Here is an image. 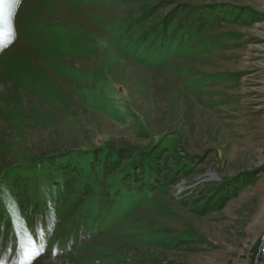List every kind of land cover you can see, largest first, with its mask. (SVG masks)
Returning <instances> with one entry per match:
<instances>
[{"label": "rangeland", "instance_id": "1", "mask_svg": "<svg viewBox=\"0 0 264 264\" xmlns=\"http://www.w3.org/2000/svg\"><path fill=\"white\" fill-rule=\"evenodd\" d=\"M11 24V36L0 27V264L256 261L264 0H18ZM17 165L39 183L37 206L15 207L6 190ZM59 166L130 198L51 237L63 210L50 214L44 183Z\"/></svg>", "mask_w": 264, "mask_h": 264}, {"label": "trees", "instance_id": "2", "mask_svg": "<svg viewBox=\"0 0 264 264\" xmlns=\"http://www.w3.org/2000/svg\"><path fill=\"white\" fill-rule=\"evenodd\" d=\"M76 154L77 152L71 151L70 153H68L67 156H74ZM61 164L62 167L64 166L65 163H61ZM61 167L59 166L58 168L59 174L57 177L48 176L46 177L44 183L47 186V187L45 186L46 189L44 193H46L49 204L57 205V209L56 207H54L55 210L53 209L52 211L48 210L50 214L51 215H54V213L58 214L60 213V211L63 210L62 213L60 214V219H58V222L53 225V228L50 233L51 237L56 235L55 231L58 230V228H62V227L64 229L72 228L73 227L72 225H74V222H76L75 220H77V218L80 217L78 216L79 212H82L84 215L87 216H90L91 212L95 215L97 214L100 215L101 213L104 212L108 214L115 208V206L119 204L117 203L118 199L130 198L129 195H125V196L114 195L116 194L117 191L115 193H111L109 184L108 185L103 184V182L106 179L103 178V175L100 177L102 179H98L94 181L95 186H91L89 185V182H87L88 180L87 177H85L87 175H84V173L81 172L82 175L80 174V172L72 173L66 168L61 169ZM139 169H140L139 172H141L142 174L144 173L143 186L144 189H147L146 185H149L152 182L153 178L151 179L152 176L149 170L144 171L143 167H139ZM15 172L17 173V176L14 177L9 182V187L6 188V190L8 189L9 193L13 197H15V200H17V203L15 204L17 206L15 207L17 208L20 207L21 204L18 202H20L21 200L25 201L26 203L31 202L30 206H32V204H35V206H37L38 203L36 202H38L37 193L39 190L38 189L39 183L36 184L37 180L34 177L29 176L30 173L28 172L27 167L17 165L15 168ZM129 172H130L129 175L131 177L134 176L132 172V168H130ZM135 178L137 177L132 178L128 182L122 181V183H120L119 185L120 192L125 194L133 193L135 189L134 184L137 183L133 181V179ZM9 196L10 195L8 194L6 198H4V200L8 201ZM11 203L14 204V202L12 201ZM65 204L68 205L65 206ZM33 210H35V208L23 209L22 213L28 215ZM112 220L116 221L115 219ZM88 227H90V222L86 223L85 225L73 227V229L76 228L78 229V231H80V229L88 230L87 229ZM95 230H96L95 227H91L89 231L90 236L94 234Z\"/></svg>", "mask_w": 264, "mask_h": 264}, {"label": "snow or ice", "instance_id": "3", "mask_svg": "<svg viewBox=\"0 0 264 264\" xmlns=\"http://www.w3.org/2000/svg\"><path fill=\"white\" fill-rule=\"evenodd\" d=\"M18 0H0V27H6L8 31V35H12V10L13 5H15ZM40 250L35 251V255L31 258L34 259L36 255H40Z\"/></svg>", "mask_w": 264, "mask_h": 264}, {"label": "built area", "instance_id": "4", "mask_svg": "<svg viewBox=\"0 0 264 264\" xmlns=\"http://www.w3.org/2000/svg\"><path fill=\"white\" fill-rule=\"evenodd\" d=\"M253 264H264V239L261 242L260 250L257 251L256 261Z\"/></svg>", "mask_w": 264, "mask_h": 264}, {"label": "bare ground", "instance_id": "5", "mask_svg": "<svg viewBox=\"0 0 264 264\" xmlns=\"http://www.w3.org/2000/svg\"><path fill=\"white\" fill-rule=\"evenodd\" d=\"M263 239H264V224L262 226V231H261V237H260V243H259V249L258 250H260V245H261V242L263 241Z\"/></svg>", "mask_w": 264, "mask_h": 264}]
</instances>
